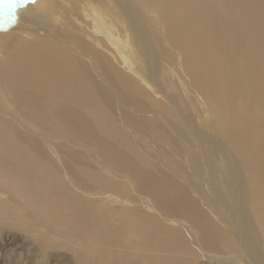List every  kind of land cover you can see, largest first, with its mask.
<instances>
[{"label": "bare ground", "instance_id": "obj_1", "mask_svg": "<svg viewBox=\"0 0 264 264\" xmlns=\"http://www.w3.org/2000/svg\"><path fill=\"white\" fill-rule=\"evenodd\" d=\"M67 2L0 40L2 256L264 264V0Z\"/></svg>", "mask_w": 264, "mask_h": 264}, {"label": "rangeland", "instance_id": "obj_2", "mask_svg": "<svg viewBox=\"0 0 264 264\" xmlns=\"http://www.w3.org/2000/svg\"><path fill=\"white\" fill-rule=\"evenodd\" d=\"M44 1L45 2H43L42 0H35V4L33 6L29 5L28 3H26L25 6L26 7H31V6L36 7L37 6L39 11L41 13L43 12L42 16L45 19L44 26H42V27H44V28L46 27L45 29H49L50 31H52V30L57 29L61 26V22L64 20L63 12L65 11V7L68 6L67 5L68 2H67V0H44ZM103 2H104V4H107L106 0H103ZM54 4L56 6L53 7ZM17 6L19 8L15 7L14 9H11V10H9L7 8L0 9V36L3 37V38H0V40L3 41L4 39H6V36L11 35V34H23L24 35V34L32 33V34H34L33 36H44L45 32H40V31L32 32V31H25L24 30V29H27V26L24 25L23 17L28 12L25 10H22L20 8L21 5H17ZM33 14L36 15L35 12ZM61 27H63V26H61ZM59 141L61 142L60 139H55V141H53V142H59ZM43 147L46 148L45 145H43ZM72 147H73L75 152L76 151L82 152V149L79 146L73 145ZM24 201L22 199L20 200V202L24 204V208H23L22 213H19V214L21 216L25 217L26 219L29 218L28 216H32V218H30L28 220L30 223L36 224V222H39V223L45 224L46 222H45L44 218H42V216H41L42 213L39 212V210H38L39 208L36 207L35 205H32L31 203H29L27 201H25V202ZM14 203L18 204L20 206L17 199H14V202L11 204L12 207L17 206V205H14ZM0 218H3L4 223L7 221V218H4L3 216H0ZM4 229H6L5 226L1 225L0 226V242H1L0 243V249L2 248V243L4 241L3 240L4 238H2V237H5L6 233H7L6 231H4ZM10 231H12V230H10ZM14 233H16V236H13L15 239H17L18 241L20 240V242L35 243L34 248L38 249L36 246L37 242H35V236L34 235L29 234L26 231H21V230L15 231ZM76 241L80 242L79 239H77V238H76ZM8 242L10 243V241H8ZM47 245H48V241H47ZM70 247L69 246L59 247V248H56L54 250H49V252L51 253L52 257H55V253H57V252L62 257H69L72 261H70V259L68 258V260H69L68 264H73V263L74 264H83L81 262L80 251L84 252V253H85V251L80 246L77 247L76 245H74L72 243H71ZM27 256H28V259L24 256H21L20 253H17V251L14 249L7 251L6 256H5V254H3V256H2V253L0 252V264H34V263H36V264H47L46 263L47 258L44 260L42 258L41 252H38V251L37 252L36 251L30 252L29 251ZM40 259H41V261H40ZM6 260H7V262H6ZM212 260H214V261H212ZM212 260H211L212 262H210L209 259L207 261L204 260L203 262H204V264H205V262H206V264H218L217 262H215L216 259H212Z\"/></svg>", "mask_w": 264, "mask_h": 264}, {"label": "snow or ice", "instance_id": "obj_3", "mask_svg": "<svg viewBox=\"0 0 264 264\" xmlns=\"http://www.w3.org/2000/svg\"><path fill=\"white\" fill-rule=\"evenodd\" d=\"M26 3H35V0H0V9H14L17 5H25Z\"/></svg>", "mask_w": 264, "mask_h": 264}]
</instances>
